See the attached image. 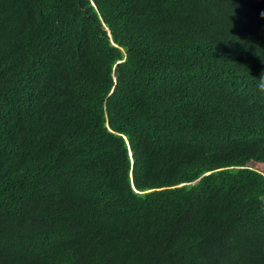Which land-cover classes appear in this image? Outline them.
<instances>
[{"label": "trees", "instance_id": "trees-1", "mask_svg": "<svg viewBox=\"0 0 264 264\" xmlns=\"http://www.w3.org/2000/svg\"><path fill=\"white\" fill-rule=\"evenodd\" d=\"M0 264H264V0H0Z\"/></svg>", "mask_w": 264, "mask_h": 264}, {"label": "rangeland", "instance_id": "rangeland-1", "mask_svg": "<svg viewBox=\"0 0 264 264\" xmlns=\"http://www.w3.org/2000/svg\"><path fill=\"white\" fill-rule=\"evenodd\" d=\"M254 166H256V165H254Z\"/></svg>", "mask_w": 264, "mask_h": 264}]
</instances>
